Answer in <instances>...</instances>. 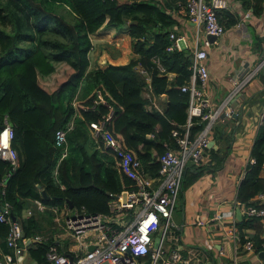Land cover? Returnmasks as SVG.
Returning <instances> with one entry per match:
<instances>
[{"label":"trees","instance_id":"1","mask_svg":"<svg viewBox=\"0 0 264 264\" xmlns=\"http://www.w3.org/2000/svg\"><path fill=\"white\" fill-rule=\"evenodd\" d=\"M239 1L243 9L256 16L264 11V0ZM186 2L13 0L14 10L6 7L13 20V31L0 28V124L6 113L14 129L11 144L21 161L7 177L0 197L10 202L12 214L21 218L26 237H34L40 224L34 210L23 216L33 198L47 205L63 207L71 203L85 212H103L108 210L110 193L137 187L136 180L122 170L115 152L94 132L93 123L105 119L106 129L124 148L138 155L149 174H156V157L163 151V141L173 144L171 128L186 119L188 93L181 91L179 85L189 77L190 60L182 49H165L169 31L176 22L171 10L186 15ZM217 16L225 28L238 20L226 8H219ZM1 20L6 22L4 17ZM103 26L128 30L134 55L125 63H107L90 69L91 34ZM48 30L58 32L59 36L50 38ZM25 40L30 43H21ZM137 61L151 71L153 92L166 94L162 112L145 108V80L134 69ZM160 70L175 75L168 79L166 74L158 73ZM97 91L106 102L99 100ZM71 119L73 127L66 133L67 154L58 162L60 150L54 144V132ZM202 125V121H197L192 134ZM149 132L154 136L148 137ZM213 132L216 140L223 138L219 122ZM209 151L213 162H189L181 187L203 172L221 167L227 147L222 153L220 146L210 147ZM250 156L254 162L246 163L236 193V199L245 203L264 191V120L254 136ZM9 167L8 161L0 159V180ZM235 225L241 243L250 238L257 251L262 249L263 218L243 215ZM248 228L253 229V234L246 233ZM7 232L8 226L0 222V256L10 251L5 241ZM52 241L50 236L32 241L26 249L39 264H48L45 253Z\"/></svg>","mask_w":264,"mask_h":264},{"label":"built area","instance_id":"2","mask_svg":"<svg viewBox=\"0 0 264 264\" xmlns=\"http://www.w3.org/2000/svg\"><path fill=\"white\" fill-rule=\"evenodd\" d=\"M226 6L227 0H187L186 16L194 28L192 43L188 44L185 35L177 34L174 28L169 31V42L165 49H181L179 40L183 39L193 59L188 66L190 70L188 79L179 85L181 91L188 93L186 119L183 124L171 128L173 144L163 141V151L156 157L159 162L156 174L147 172L138 155L124 148L106 129L103 119L99 123H93L94 132L100 135L105 146L115 152L122 170L136 180L137 187L115 194L110 193L112 198L108 201V210L103 212H85L72 206L58 207L47 205L39 198L32 199L33 208L40 212L50 209L54 213H61L55 219L61 224L70 244L75 245L67 249L64 243L52 241L45 253L48 264H197L196 261H191L190 257L183 255L178 232L180 225L172 218L184 169L189 162L196 165L207 162L210 141L214 139V125L227 117L232 118L233 111L238 115L240 110L246 107L245 101L239 98L241 89L264 65L263 55L253 69L242 77L232 80V87L217 105L211 103L206 92L209 78L207 56L211 42L206 36L202 40L200 37L202 32L216 36L223 34L225 27L218 20L217 10ZM244 12L245 17L253 15L249 9ZM134 69L144 76L142 95L147 99L145 108L162 112L161 102L166 100L165 94L162 92L156 95L153 92L151 71L140 61L134 64ZM158 73L166 74L168 79L175 75L174 72L166 70L165 72L160 70ZM97 96L100 101L106 102L99 91ZM107 105L110 106L109 103ZM263 120L264 112L260 114L259 124ZM197 121H202L203 125L192 134V126ZM1 124L3 127L0 128V159L8 161L10 165L0 180V194H3L5 181L11 171L19 165L20 156L11 144L14 129L6 113ZM72 127L71 119L65 127L58 128L54 132V144L60 150L58 162L67 154L66 133ZM147 136L153 137L154 133L149 132ZM248 162H254V158L250 155L247 157L246 163ZM244 171L245 167L241 177ZM262 171L264 176V165ZM234 203L242 215L264 218V191L255 194L249 203L237 200L236 197ZM32 212L33 209L27 207L23 216L27 217ZM0 222L8 226L5 241L10 249L1 253L0 264H20V258L27 251L26 236H21L22 228L19 221L12 216L10 202L2 200L1 197ZM197 223L202 224L203 221L197 219ZM229 230L232 240L238 239L234 220L229 224ZM157 236L158 244L155 245ZM34 237L39 240L44 239L37 234ZM91 245L93 247L89 248ZM242 245L257 255L258 251L252 239L247 238ZM261 245L264 250V241Z\"/></svg>","mask_w":264,"mask_h":264},{"label":"crops","instance_id":"3","mask_svg":"<svg viewBox=\"0 0 264 264\" xmlns=\"http://www.w3.org/2000/svg\"><path fill=\"white\" fill-rule=\"evenodd\" d=\"M225 8L238 16V20L225 28L223 34L217 36L208 46L209 78L206 92L213 105H217L227 95L232 87V80L253 69L264 55V12L261 13L263 16L253 14L245 17L246 10L242 8L239 0H227ZM171 15L176 20L172 28L177 34L185 35L186 41L191 44L194 32L192 23L181 11L172 9ZM99 30L94 33V39H97L95 35ZM108 31V35L115 36L113 40L117 45L122 43V51L110 44L111 46L101 53L96 46L103 42H93L91 37L94 46L89 51L90 69L103 67L107 63H125L134 55L128 30L123 28L117 31L112 28ZM205 36L202 32L201 37ZM239 98L245 101L246 107L240 110L238 115L232 113V118L227 117L219 121L223 138L217 139L218 141L214 138L211 144L214 148L220 146V153L227 147L221 167L203 172L193 182L180 188L182 197L180 196V207L176 213L178 219L177 222L173 220L180 225L178 232L183 255L190 257V260L196 261L197 264H264L262 249L257 255L247 250L239 241V236L235 241L232 240L229 230L231 221L236 222L243 216L234 200L242 170L260 125V114L264 112V65L244 84ZM164 102L165 99L161 103ZM210 162H213V158L212 152L209 151V159L202 164ZM261 174L263 175L262 170ZM29 201V207L33 209L32 200ZM46 210L40 212L34 209V212H37L39 223H51V239L64 243L67 249L75 247L70 244L61 224L55 219L61 213L48 209L50 215ZM197 219L203 223H197ZM245 231L249 235L254 232L249 228ZM29 243L25 241V245ZM19 263L39 264L28 251L20 258Z\"/></svg>","mask_w":264,"mask_h":264},{"label":"rangeland","instance_id":"4","mask_svg":"<svg viewBox=\"0 0 264 264\" xmlns=\"http://www.w3.org/2000/svg\"><path fill=\"white\" fill-rule=\"evenodd\" d=\"M12 2H13V0L10 1V2H9V0H0V28L6 30L8 32H12L13 31V20H12V18L8 17L7 8L6 7L8 6L11 10H14L13 6H12V4H13ZM17 14H19V12H17ZM1 17H4V19H6V22H3L1 20ZM102 28L99 30L100 32L97 33V35H95V38H97V39H94V33L91 34L93 42H95V41L103 42L102 44L97 45L96 49L98 51H100L101 53H103V50H107L108 47L111 46L110 44H112L113 46L119 48L122 51V49H121L122 43L120 42L117 45L115 43V40H113V39H115V36L112 37V36L108 35V33H109L108 30L109 29L106 30L107 28L104 27V26ZM116 30L117 31H121L122 28H119V29H116ZM47 33L50 35L49 37L52 38V39L59 36L58 32H56V31H49L48 30ZM192 37H194V32H193V36ZM200 40H202V37H200ZM21 43H30V42H27L25 40V41H22ZM23 45H25V44H22L21 46H23ZM180 196H181V191H179V193H178V195L176 197L175 204H174V209H173V213H172V218L176 222H177V219H178V214H176V213H177V210L180 207ZM47 217L49 219V215L48 214H47ZM50 226H51V223H45V224L40 223V224H38V232L36 234L39 235L40 237L44 238V239H47L53 233L51 228H50Z\"/></svg>","mask_w":264,"mask_h":264},{"label":"water","instance_id":"5","mask_svg":"<svg viewBox=\"0 0 264 264\" xmlns=\"http://www.w3.org/2000/svg\"><path fill=\"white\" fill-rule=\"evenodd\" d=\"M126 26H127V23L124 24V27H126ZM205 35H206L207 39L210 40V42H213V41L217 38L216 35L211 34V33H206ZM179 44H180L181 49H182L183 52L185 53V55L189 58L190 61H192L193 57H192V55L190 54L189 48L187 47V45L185 44V42L183 41V39H180V40H179ZM232 113H233L234 115H237V112H236V111H233ZM235 117H236V116H235ZM2 127H3V125L0 124V128H2ZM213 142H214V139H212V140L210 141V144H213ZM42 193H43L44 196H46V197L48 198V195H46V193H45L44 190H42ZM71 206H72V204L70 203V207H71ZM12 216L15 217V218L19 221L20 226H21V228H22L21 218H20L19 216H15V215H12ZM238 216H239V214H238ZM21 236H22V237L25 236V233H24L23 229H22V232H21ZM158 239H159L158 236L155 237V243H154L155 245L158 244ZM27 241H28V243H29V242H31V241L35 242V241H40V240L37 239V238H35V237H28V238H27ZM92 247H93V245H91L89 248H92ZM261 252H262L263 255H264V250H262ZM71 258H72V257H71Z\"/></svg>","mask_w":264,"mask_h":264},{"label":"clouds","instance_id":"6","mask_svg":"<svg viewBox=\"0 0 264 264\" xmlns=\"http://www.w3.org/2000/svg\"><path fill=\"white\" fill-rule=\"evenodd\" d=\"M32 200V199H31ZM35 208H33V210H34ZM25 210V209H24ZM13 215V214H12ZM23 229V228H22ZM26 240H27V237H26ZM32 242V241H31Z\"/></svg>","mask_w":264,"mask_h":264}]
</instances>
